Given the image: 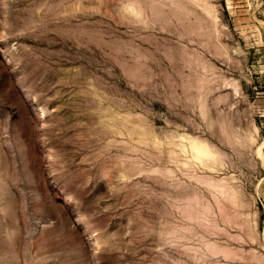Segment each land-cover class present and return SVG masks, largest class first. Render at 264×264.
I'll list each match as a JSON object with an SVG mask.
<instances>
[{
  "label": "rangeland",
  "instance_id": "374dc122",
  "mask_svg": "<svg viewBox=\"0 0 264 264\" xmlns=\"http://www.w3.org/2000/svg\"><path fill=\"white\" fill-rule=\"evenodd\" d=\"M0 264H264V0H0Z\"/></svg>",
  "mask_w": 264,
  "mask_h": 264
},
{
  "label": "bare ground",
  "instance_id": "6f19581e",
  "mask_svg": "<svg viewBox=\"0 0 264 264\" xmlns=\"http://www.w3.org/2000/svg\"><path fill=\"white\" fill-rule=\"evenodd\" d=\"M31 99L33 101H36L37 100L35 96H31ZM44 115H45V111L43 109H41V112L39 113V116H44Z\"/></svg>",
  "mask_w": 264,
  "mask_h": 264
}]
</instances>
